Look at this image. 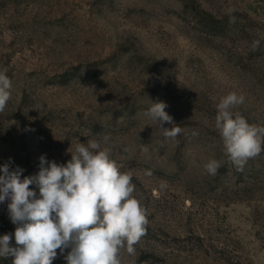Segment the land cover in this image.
Returning a JSON list of instances; mask_svg holds the SVG:
<instances>
[{
    "label": "rangeland",
    "instance_id": "obj_1",
    "mask_svg": "<svg viewBox=\"0 0 264 264\" xmlns=\"http://www.w3.org/2000/svg\"><path fill=\"white\" fill-rule=\"evenodd\" d=\"M2 69L0 166L33 176L41 156L63 164L96 139L131 173L149 224L122 264H264V152L237 171L215 127L231 92L245 97L233 111L264 126V0H0ZM158 101L174 139L144 116ZM213 158L216 176L203 168ZM8 202L0 236L15 231Z\"/></svg>",
    "mask_w": 264,
    "mask_h": 264
},
{
    "label": "clouds",
    "instance_id": "obj_2",
    "mask_svg": "<svg viewBox=\"0 0 264 264\" xmlns=\"http://www.w3.org/2000/svg\"><path fill=\"white\" fill-rule=\"evenodd\" d=\"M233 12V8L227 10L230 24L236 22ZM259 45V40L253 41V50ZM11 90L7 69H2L0 113L11 99ZM244 102V95L231 92L221 98L215 115L223 154L237 171L264 152V126L249 123L233 111ZM167 107L163 101L151 102L144 112L165 140L182 131L165 111ZM103 140L106 144L108 137ZM70 153L71 159L63 164L41 156L38 174L23 178L22 168L10 170L11 158L0 166V203L9 201L8 215L15 225L14 233L0 236V258L11 257V264H53L57 250L63 254L70 249L64 256L67 264H122V250L130 256L136 254L149 220L147 209L134 194L131 173L121 171L111 149L96 139L77 140ZM222 166V161L213 158L203 168L216 176ZM144 174L150 177L152 172ZM30 185L38 187V198ZM166 187L160 185L161 190Z\"/></svg>",
    "mask_w": 264,
    "mask_h": 264
}]
</instances>
